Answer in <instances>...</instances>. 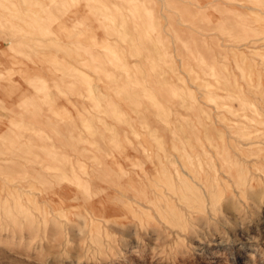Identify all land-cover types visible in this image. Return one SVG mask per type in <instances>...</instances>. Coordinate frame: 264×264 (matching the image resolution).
Listing matches in <instances>:
<instances>
[{
	"label": "rangeland",
	"instance_id": "rangeland-1",
	"mask_svg": "<svg viewBox=\"0 0 264 264\" xmlns=\"http://www.w3.org/2000/svg\"><path fill=\"white\" fill-rule=\"evenodd\" d=\"M0 264H264V0H0Z\"/></svg>",
	"mask_w": 264,
	"mask_h": 264
},
{
	"label": "bare ground",
	"instance_id": "bare-ground-1",
	"mask_svg": "<svg viewBox=\"0 0 264 264\" xmlns=\"http://www.w3.org/2000/svg\"><path fill=\"white\" fill-rule=\"evenodd\" d=\"M185 163H189L190 161L188 160V161H184Z\"/></svg>",
	"mask_w": 264,
	"mask_h": 264
}]
</instances>
